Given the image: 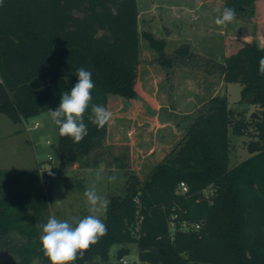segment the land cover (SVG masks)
<instances>
[{"label": "trees", "instance_id": "16d2710c", "mask_svg": "<svg viewBox=\"0 0 264 264\" xmlns=\"http://www.w3.org/2000/svg\"><path fill=\"white\" fill-rule=\"evenodd\" d=\"M260 1L226 0L225 7L253 17ZM143 35L165 64V41ZM140 37L138 0H3L0 112L28 123L42 110H55L81 67L92 73V103L108 109L110 94L134 99L141 92ZM237 41L217 67L226 82L242 84V97L258 104L261 118L245 120L226 97L209 99L194 118L176 122L184 126L182 139L145 179L108 142L109 123L98 129L89 121L90 108L80 143L59 133L60 165L51 172L113 164L126 176L124 194L110 197L106 234L77 264H105L114 244L123 245L117 251L122 261L131 242L138 244L139 264H264V43L257 36ZM250 122L252 154L231 166L230 129L246 133ZM50 216L39 169H0V254L11 255L0 264H50L39 242Z\"/></svg>", "mask_w": 264, "mask_h": 264}, {"label": "rangeland", "instance_id": "374dc122", "mask_svg": "<svg viewBox=\"0 0 264 264\" xmlns=\"http://www.w3.org/2000/svg\"><path fill=\"white\" fill-rule=\"evenodd\" d=\"M225 2L226 0H224V8ZM258 11L261 14V10L257 8L256 13ZM256 13L253 17H236L248 22L255 18ZM246 34L249 35V33H240L238 36L247 38ZM147 48L144 47L142 51L147 50ZM178 50L175 55L166 54V58L172 60L171 63L167 62L166 58L165 64L160 63V56L157 60L165 70L164 76L160 80V94L163 90L165 91V95H163L165 96L164 104L161 106H157V103L144 91L143 87L152 93V80L141 78L140 66L141 92L137 97L130 100L122 95L111 94L109 110L113 113V118L110 121V141L114 144L115 152L128 156V164L138 173L141 179L148 176L151 170L172 150L179 140L178 137L184 134V126L180 127L176 125V122L181 121L180 124L182 125L183 121L194 118L206 102L201 103L199 101L200 104L187 113L174 111L175 108L170 111L169 106L173 108V105L171 106V100L168 102L167 98L168 96L175 98L176 88L179 92L178 100L182 104L181 107L185 109L188 107V96L193 95L191 97L193 101L197 99L194 95L205 94L203 86L200 85L202 83L200 78L191 76L188 80L182 79V83L178 84V80L174 77L175 68L181 64L190 67L192 70L204 71L206 69L208 71L212 69V66H217L216 62H210L205 57L194 53L189 46L184 54H179ZM149 63L151 64L152 61ZM201 66L205 69H201ZM241 91L242 84L240 82H228V94L225 89H222V95L216 96L226 97L229 106L244 110V119L248 121L252 112L259 113V106L257 103L252 102V98L248 101L249 98L242 97ZM36 122L38 123L37 127H35ZM159 122L162 124L166 122L167 125L170 123L173 130L162 128L156 132L155 129ZM161 130H164V135H161ZM254 130L252 122L246 128V133H234L233 129H230L231 166L236 165L252 154L248 149V145L251 140H254ZM152 147V153L148 154ZM59 165V129L51 121L49 110H42L28 123H15L5 113L0 112V169H39L44 180L45 192L50 200L52 216H56L58 219H71L72 217L83 218L88 215L89 206L86 204L84 192L93 184H95L97 193L108 200L113 195H123L125 192L126 176L124 171L117 165L102 164L98 168L86 170H81L75 165L72 169L66 170L56 168L52 172L54 175L51 176L47 173L49 168L58 167ZM98 175L100 179H97ZM110 177H115V180H110ZM205 194L209 196L211 194L210 189L206 190ZM57 200H62V202L55 203ZM105 216L106 213L100 218L103 220ZM122 246V244H114L111 247L110 260H113L115 264H123L117 255L118 249ZM126 246L129 251L124 258L129 264H139L138 244L131 242ZM10 256L9 253L3 252L0 254V259L10 258ZM98 264L104 263L99 262Z\"/></svg>", "mask_w": 264, "mask_h": 264}, {"label": "crops", "instance_id": "0c3cea01", "mask_svg": "<svg viewBox=\"0 0 264 264\" xmlns=\"http://www.w3.org/2000/svg\"><path fill=\"white\" fill-rule=\"evenodd\" d=\"M138 7L139 31L141 34L140 76L145 80H152V93L148 92L145 87L143 88L157 103V106L164 104L165 96L163 95H165V91L163 90L162 94H160V80L163 78L165 70L160 64L161 59L159 60L160 63L157 61L160 56L159 50L151 46L148 39L144 37V32H150L156 39L165 41V54L175 55L179 48L189 46L194 53L220 65L224 63L226 56L236 47L240 33H249V35L246 34L247 38L245 37L247 40L257 36L261 43H264V0L258 2V10H261V14L258 11L254 19L246 22L236 17L233 22L225 27L215 24V18L224 9V0H138ZM144 47L148 48L142 51ZM143 55L145 56L143 57ZM151 61L152 63L150 64L149 62ZM200 68L205 69L203 66ZM175 69L174 77L178 80V84L182 83V79L188 80L191 76L200 78L202 80L200 85L203 86L205 94L194 95L197 99L193 101L191 98L193 95L188 96V107L185 109L181 107L182 104L178 100L179 92L176 88L175 98L170 96H168L169 99L167 98L168 102L171 100V106L173 105V108L169 106L170 111L175 108L174 111L187 113L194 110L200 104L198 103L199 101L202 103L211 97L222 95V89H225L228 94V82L225 81L224 74L221 73L217 66H212L211 70L207 71L205 69L202 71L192 70L190 67L180 64ZM193 73L195 74L193 75ZM145 74L149 76L147 77ZM160 95L163 98L159 97ZM110 98L111 94L109 95L108 110ZM183 104L185 103L183 102ZM169 124L159 122L157 128H154H156V132L162 128H171L173 130L171 124ZM160 133L164 135V130H161ZM109 135L110 122L108 125V142L111 143ZM183 135L178 137V142ZM152 150L153 147L148 154H151Z\"/></svg>", "mask_w": 264, "mask_h": 264}, {"label": "clouds", "instance_id": "9594fccd", "mask_svg": "<svg viewBox=\"0 0 264 264\" xmlns=\"http://www.w3.org/2000/svg\"><path fill=\"white\" fill-rule=\"evenodd\" d=\"M2 5L3 0H0V6ZM235 18V9L225 7L215 18V24L225 27ZM259 73L264 75V57L259 60ZM76 76L77 83L70 92L62 94L59 106L55 110H49V116L58 127L61 136L71 138L73 143H80L88 135V125L84 122V115L89 108L88 119L98 129L112 120L113 113L103 105L92 103L91 93L95 88L92 73L81 67L77 69ZM47 171L50 176L54 175L51 168ZM97 179H100L99 175ZM109 179L115 180V177ZM84 196L89 206L88 215L71 219L50 216L47 222L40 226V250L50 264H74L78 258L83 257L85 251L98 243L99 239L106 234V225L100 217L107 212L110 201L97 193L95 184L85 190ZM60 202L62 200H57L55 203Z\"/></svg>", "mask_w": 264, "mask_h": 264}, {"label": "built area", "instance_id": "2783aa9c", "mask_svg": "<svg viewBox=\"0 0 264 264\" xmlns=\"http://www.w3.org/2000/svg\"><path fill=\"white\" fill-rule=\"evenodd\" d=\"M37 126H38V123L36 122L35 123V127H37ZM179 187H180V190L183 191V192L188 189V186H187V184L184 181H182L180 183ZM122 262H123V264H129V262L125 258H122Z\"/></svg>", "mask_w": 264, "mask_h": 264}, {"label": "water", "instance_id": "95a60500", "mask_svg": "<svg viewBox=\"0 0 264 264\" xmlns=\"http://www.w3.org/2000/svg\"><path fill=\"white\" fill-rule=\"evenodd\" d=\"M248 101H250V98L248 99ZM251 118H258V119H260L261 116L257 112H252L251 113ZM74 264H77V263L74 262ZM105 264H115V262L113 260H110V261H107Z\"/></svg>", "mask_w": 264, "mask_h": 264}]
</instances>
